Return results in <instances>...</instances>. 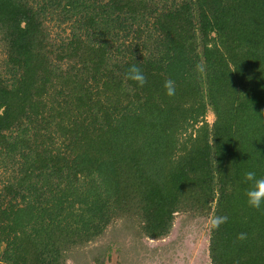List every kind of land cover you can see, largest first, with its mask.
<instances>
[{
	"label": "trees",
	"instance_id": "1",
	"mask_svg": "<svg viewBox=\"0 0 264 264\" xmlns=\"http://www.w3.org/2000/svg\"><path fill=\"white\" fill-rule=\"evenodd\" d=\"M0 52V264L183 213L209 219L210 264H264V0H0Z\"/></svg>",
	"mask_w": 264,
	"mask_h": 264
},
{
	"label": "rangeland",
	"instance_id": "2",
	"mask_svg": "<svg viewBox=\"0 0 264 264\" xmlns=\"http://www.w3.org/2000/svg\"><path fill=\"white\" fill-rule=\"evenodd\" d=\"M48 27L55 33L54 23ZM206 121L212 123L211 113ZM209 227L206 217L177 214L167 236L149 239L137 235L132 222L117 220L97 241L70 252L66 264H210Z\"/></svg>",
	"mask_w": 264,
	"mask_h": 264
},
{
	"label": "clouds",
	"instance_id": "3",
	"mask_svg": "<svg viewBox=\"0 0 264 264\" xmlns=\"http://www.w3.org/2000/svg\"><path fill=\"white\" fill-rule=\"evenodd\" d=\"M125 79L134 82L137 86H143L146 83V76L137 64L130 65L125 72ZM166 94L171 96L175 92V82L168 79L164 83ZM245 180L250 182V186L245 192L246 203L248 206L259 209L264 206V176H257V173L253 170L247 171L245 174ZM227 216H215L211 220V226L213 228H219V226L227 221ZM246 234H238V239H245Z\"/></svg>",
	"mask_w": 264,
	"mask_h": 264
}]
</instances>
